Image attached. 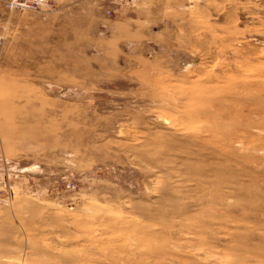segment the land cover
<instances>
[{
	"label": "rangeland",
	"instance_id": "rangeland-1",
	"mask_svg": "<svg viewBox=\"0 0 264 264\" xmlns=\"http://www.w3.org/2000/svg\"><path fill=\"white\" fill-rule=\"evenodd\" d=\"M0 0V264H264V0Z\"/></svg>",
	"mask_w": 264,
	"mask_h": 264
},
{
	"label": "built area",
	"instance_id": "built-area-1",
	"mask_svg": "<svg viewBox=\"0 0 264 264\" xmlns=\"http://www.w3.org/2000/svg\"><path fill=\"white\" fill-rule=\"evenodd\" d=\"M56 0H6L5 7L10 11L48 12L55 5ZM0 35V48L4 45Z\"/></svg>",
	"mask_w": 264,
	"mask_h": 264
}]
</instances>
